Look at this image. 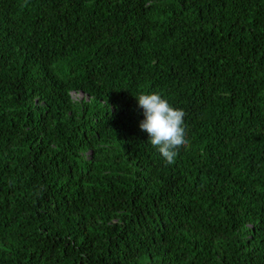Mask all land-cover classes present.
<instances>
[{"label": "trees", "instance_id": "16d2710c", "mask_svg": "<svg viewBox=\"0 0 264 264\" xmlns=\"http://www.w3.org/2000/svg\"><path fill=\"white\" fill-rule=\"evenodd\" d=\"M0 264H264V0H0Z\"/></svg>", "mask_w": 264, "mask_h": 264}, {"label": "clouds", "instance_id": "9594fccd", "mask_svg": "<svg viewBox=\"0 0 264 264\" xmlns=\"http://www.w3.org/2000/svg\"><path fill=\"white\" fill-rule=\"evenodd\" d=\"M144 119L140 129L147 132L149 143L158 150L167 165L174 164L181 149L189 146L185 126L186 113L176 108L158 92L135 96Z\"/></svg>", "mask_w": 264, "mask_h": 264}]
</instances>
